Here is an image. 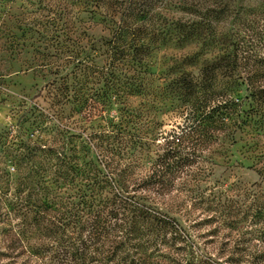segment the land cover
Wrapping results in <instances>:
<instances>
[{
    "label": "trees",
    "instance_id": "obj_1",
    "mask_svg": "<svg viewBox=\"0 0 264 264\" xmlns=\"http://www.w3.org/2000/svg\"><path fill=\"white\" fill-rule=\"evenodd\" d=\"M90 1L99 8V0ZM195 1L199 0L180 1L185 10L200 15L193 21L163 19L148 1L135 4L129 0L119 14L113 5L105 9L108 84L113 87L116 80L122 81L127 98L136 96L142 103L137 111L126 110L119 125L93 130L84 139L83 158L66 146L51 156L52 149L43 152L42 147L16 137L9 145H17L20 139L14 157L19 167L14 188L10 175L0 171V224L8 223L4 234H12L13 243L40 246L36 255H41V248H52L51 264H152V258L168 247V235L178 233L176 221L157 211L147 195L154 187H169L170 180L165 172L158 175L160 170L180 164L175 161L180 149L192 142L201 141L207 149L257 118L264 129V33H255L264 28L257 27L264 22V0H258L257 11L251 0H202L200 6ZM255 14L260 21L246 18ZM163 47L183 54L173 55L155 73L153 57ZM188 47L191 51H184ZM116 71L120 76L115 80ZM60 80L56 77L57 90L70 92ZM242 91L245 97L238 101L235 95ZM99 96L89 95L84 104ZM62 98L63 108L70 101ZM167 104L170 110L185 115L181 135L171 131L163 137V132H157L155 140L162 137L168 147L156 164L159 171L134 179L139 165L136 155L149 145L145 125L150 121L149 112L143 107L154 110ZM161 125L156 124V129ZM43 153L47 155L44 159L39 156ZM25 163L31 169L23 173ZM46 176L55 180L56 203L49 199L52 192ZM262 207L257 209L259 216ZM50 211L56 212L51 222L46 218ZM46 221L51 227H45Z\"/></svg>",
    "mask_w": 264,
    "mask_h": 264
},
{
    "label": "rangeland",
    "instance_id": "obj_2",
    "mask_svg": "<svg viewBox=\"0 0 264 264\" xmlns=\"http://www.w3.org/2000/svg\"><path fill=\"white\" fill-rule=\"evenodd\" d=\"M130 1H148L154 13L167 20L200 18L198 12L185 10L181 0ZM197 2L200 6L202 0ZM251 2L255 11L259 10L258 0ZM95 3L0 0V171L10 175L13 188L19 172L14 157L20 139L17 145H9L17 136L42 147L43 152L52 149L51 156L66 146L72 150L70 153L83 158L84 139H89L93 130L100 132L119 125L126 110L140 108L142 101L138 97L127 98L123 93L122 81L116 80L118 71L115 86L108 84L110 62L103 46L108 36L105 9L113 5L119 14L129 0H99L98 9ZM246 16L256 18V22L261 19L259 14ZM262 30L255 33H264ZM181 54L172 47L161 48L153 57L152 71H162L173 55ZM56 77L70 92L57 90ZM96 93L100 94L97 100L89 99L84 104L89 95ZM64 96L70 102L62 108ZM235 96L240 101L245 93ZM144 109L151 121L145 122L149 145L136 155L139 165L134 169V179L159 171L156 164L168 147L165 139L154 137L157 132H163V137L171 131L181 135L179 128L185 117L170 110L169 104ZM259 120L242 125L234 136L220 137L207 149L201 141L183 146L175 160L180 164L160 170L158 175L165 172L170 180L169 187H154L147 195L157 211L176 221L178 233L168 235V247L152 258V264H264V211L260 216L256 213L264 205V129ZM156 124H162L159 130ZM77 133L83 136L74 137ZM45 154L39 156L44 159ZM22 169L23 173L30 171L31 164H23ZM45 179L52 192L49 199L56 203L55 180L52 176ZM46 218L54 221L56 212H47ZM44 224L51 227L47 221ZM8 227V223L0 224V264H51L55 255L52 248H41V255H36L40 246L13 243L14 236L4 234Z\"/></svg>",
    "mask_w": 264,
    "mask_h": 264
}]
</instances>
